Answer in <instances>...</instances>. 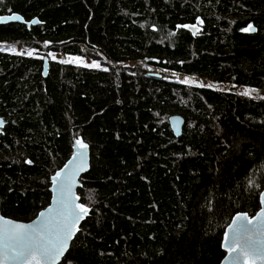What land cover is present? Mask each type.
Instances as JSON below:
<instances>
[{
    "label": "trees",
    "instance_id": "obj_1",
    "mask_svg": "<svg viewBox=\"0 0 264 264\" xmlns=\"http://www.w3.org/2000/svg\"><path fill=\"white\" fill-rule=\"evenodd\" d=\"M15 13L41 23L0 26L1 45L86 48L101 69L45 55V78L44 59L0 51V213L29 222L50 205L76 135L91 147L78 191L91 213L61 264H221L232 218L261 207L264 100L216 86L264 91V0H0ZM196 17V35L176 27Z\"/></svg>",
    "mask_w": 264,
    "mask_h": 264
},
{
    "label": "snow or ice",
    "instance_id": "obj_2",
    "mask_svg": "<svg viewBox=\"0 0 264 264\" xmlns=\"http://www.w3.org/2000/svg\"><path fill=\"white\" fill-rule=\"evenodd\" d=\"M23 17L17 14L0 16L2 21H20ZM31 23H41L39 20H32ZM203 24L200 17H196V23L177 25L178 29H190L196 35L199 31L197 25ZM155 29V26H153ZM241 32H255L256 28L249 23L247 27L241 28ZM45 45L49 42L45 41ZM5 49H0L3 51ZM17 55L45 59L36 54L37 50L29 49L23 52H16V49H7ZM48 57L56 60V55L47 53ZM46 63V60H45ZM61 64H76L85 68L101 69L98 61L86 63L82 56H70L61 59ZM180 63H183L181 61ZM103 71H108L103 68ZM180 83L195 85L199 82L190 77H184ZM200 87L206 85L199 83ZM211 87V85H207ZM255 89L245 88L240 95L249 96ZM264 99V97H260ZM5 121L0 119V128H3ZM75 151L63 168L59 169L51 177L55 195L53 203L47 209L40 212L36 220L31 223H22L0 215V264H57L61 257L69 251V242L82 229L80 222L87 217L91 211L86 203L78 202L74 188L78 184V176L87 170V150L89 145L83 139L77 138L73 145ZM32 163V161H27ZM261 207L251 218L247 212H237L225 231L221 247L229 253L225 259L230 264H257L260 261L264 264V192L259 194ZM74 242V241H73Z\"/></svg>",
    "mask_w": 264,
    "mask_h": 264
},
{
    "label": "water",
    "instance_id": "obj_3",
    "mask_svg": "<svg viewBox=\"0 0 264 264\" xmlns=\"http://www.w3.org/2000/svg\"><path fill=\"white\" fill-rule=\"evenodd\" d=\"M15 14H16V13H15ZM11 15H12V14H11ZM17 15H20V14H17ZM4 16H9V15H4ZM20 16L23 17L22 15H20ZM33 20H39V19H38V18H35V19H33ZM39 21H40V20H39ZM12 23L25 24V25H27L29 28H31V26H37V25L39 24V23H31V21L28 22V21L23 17V19L20 20V21H2V22H0V26H2V25H9V24H12ZM200 25H201V24H198V25H197L199 31H200ZM188 30L192 32V30H190V29H188ZM199 31H198V32H199ZM198 32H197V33H198ZM256 32H257V29H256L255 32H251V31H249L250 34H255ZM45 60H46V63H45ZM49 69H50V62H49V58L46 57V58L44 59V69H43V76H44L45 78H46V77L48 76V74H49ZM150 76H152V77H156V78H160V77H161V74L150 72ZM0 119H3V120H4V118H2L1 116H0ZM4 121H5V120H4ZM185 123H186L185 119H184L182 116H180V115L172 116V117L170 118V126H171V130H172V132H173V134H174V136H175L176 138H180V137L183 135L184 127H185ZM6 125H7V123H6V121H5L3 128H0V134H3V131H4L5 127H6ZM77 138H81V139H83L82 137H77L76 135H74V136H73V145H74L75 140H76ZM83 140H84V139H83ZM84 142H86V141L84 140ZM86 143H87V142H86ZM87 144H88V143H87ZM88 145H89V144H88ZM74 151H75V148L73 147V152H74ZM73 152H72V154H73ZM70 159H72V156L70 157ZM70 159H69V160H70ZM69 160H68V161H69ZM68 161H67V162H68ZM87 165H88L87 170H86L85 172H81L80 175H79L78 178H77L79 182H78V184L76 185V187L74 188V191L76 192L77 196H79V194H78L79 189H81L82 186H83V185H82V181H81L82 178H83L86 174H88V173L90 172V170H91V147H90V145H89L88 150H87ZM63 167H64V166H63ZM54 175H55V174H54ZM50 192H51V195H52V198H53V196L55 195V192H54V189H53L52 182H51ZM263 192H264V191H263ZM79 197H80V196H79ZM52 198H51L50 205L53 203V199H52ZM78 202H81V198H80V200H79ZM81 203H82V202H81ZM48 207H49V206H47L45 209H47ZM45 209H43L42 211H44ZM90 209H91V208H90ZM42 211H40V212H42ZM40 212L38 213L37 217L39 216ZM90 213H91V211H90ZM90 213H89V215H88L87 217H85L84 220H82V221L80 222V227L82 226L83 222H84V221L90 216ZM0 215H2V214L0 213ZM2 216H3V215H2ZM37 217L34 218L33 220L29 221V222H24V221H19V220H16V221H18V222H22V223H31L32 221L36 220ZM249 217L251 218L252 216L249 215ZM5 218H7V217H5ZM8 219H11V218H8ZM13 220H15V219H13ZM231 222H232V221H231ZM231 222H230V224H231ZM226 231H228V227H227ZM78 233H79V232H78ZM78 233H77V234H78ZM77 234H76V236H77ZM76 236L73 238V241L75 240ZM223 240H224V237H223ZM73 241H70V242H69V251H70V248H71V246H72V244H73ZM222 243H223V242H222ZM222 249H223V251L225 252V257H224V259L222 260L221 264H230V261H228V260L225 259L226 257L229 256V253L225 250V248L222 247ZM69 251H67V252L65 253L64 257H61L60 261H58L57 264H61V263L63 262L64 258L66 257V255L68 254ZM241 264H245V261H244V260H241ZM257 264H261V262H260V261H257Z\"/></svg>",
    "mask_w": 264,
    "mask_h": 264
},
{
    "label": "rangeland",
    "instance_id": "obj_4",
    "mask_svg": "<svg viewBox=\"0 0 264 264\" xmlns=\"http://www.w3.org/2000/svg\"><path fill=\"white\" fill-rule=\"evenodd\" d=\"M15 48L16 49V52L19 53V52H23V51H27L29 49H35L37 50L36 54L41 56V57H45V55H47L48 52H52L56 55V60H53L51 57H49L52 61H57L59 62L61 59H67L69 58L70 56L68 55H64L62 54V52H55V51H51V50H47V48H43V53H41L40 50L36 49V47H24L22 45H19V44H16V45H1L0 44V49H5L3 51L5 52H9V53H12V54H16V53H13L11 51H8L7 49H10V48ZM84 51V55L82 56L84 58V61L86 63H91V61H93L92 59V56L90 55V53L87 51L86 48L83 49ZM97 61V60H95ZM100 64H101V61H98ZM73 65H76L73 63ZM124 66H129V67H135V66H141L143 69L149 71V72H153V73H158V74H165V75H168V76H172V77H175V78H178L179 80H183L184 77H190V78H193L195 79L196 81H198L199 83H202L204 85H210V82L206 79H200V78H196V77H191V76H186V75H183V74H177V73H174V72H169V71H165V70H162L160 68H157V67H154V66H150L144 62H130V63H127V64H124ZM83 67V66H82ZM198 84H195V85H199ZM217 88L219 89H223V90H227V91H232L238 95H240L239 93L243 92L244 89L246 87H243V86H232V85H228V84H220L218 86H216ZM248 89H251V88H248ZM256 91L254 92H251V94L249 96H244V95H240V96H243V97H248V98H253V99H256V100H264V99H261L260 97H264V91L262 90H257L255 89Z\"/></svg>",
    "mask_w": 264,
    "mask_h": 264
},
{
    "label": "built area",
    "instance_id": "obj_5",
    "mask_svg": "<svg viewBox=\"0 0 264 264\" xmlns=\"http://www.w3.org/2000/svg\"><path fill=\"white\" fill-rule=\"evenodd\" d=\"M211 84V83H210Z\"/></svg>",
    "mask_w": 264,
    "mask_h": 264
}]
</instances>
